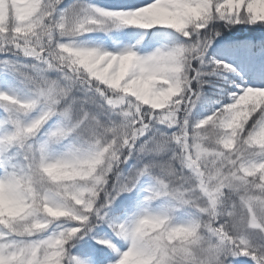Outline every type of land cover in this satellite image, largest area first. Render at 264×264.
Segmentation results:
<instances>
[{
    "label": "snow or ice",
    "instance_id": "6c2138e0",
    "mask_svg": "<svg viewBox=\"0 0 264 264\" xmlns=\"http://www.w3.org/2000/svg\"><path fill=\"white\" fill-rule=\"evenodd\" d=\"M0 264H264V0H0Z\"/></svg>",
    "mask_w": 264,
    "mask_h": 264
}]
</instances>
